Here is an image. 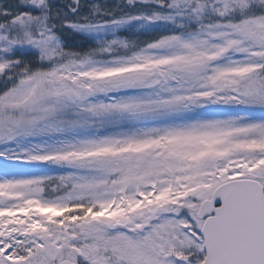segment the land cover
<instances>
[{
  "label": "snow or ice",
  "instance_id": "6c2138e0",
  "mask_svg": "<svg viewBox=\"0 0 264 264\" xmlns=\"http://www.w3.org/2000/svg\"><path fill=\"white\" fill-rule=\"evenodd\" d=\"M0 264H264V0H0Z\"/></svg>",
  "mask_w": 264,
  "mask_h": 264
},
{
  "label": "rangeland",
  "instance_id": "374dc122",
  "mask_svg": "<svg viewBox=\"0 0 264 264\" xmlns=\"http://www.w3.org/2000/svg\"><path fill=\"white\" fill-rule=\"evenodd\" d=\"M58 2H59V3H63V2H64V0H58Z\"/></svg>",
  "mask_w": 264,
  "mask_h": 264
}]
</instances>
